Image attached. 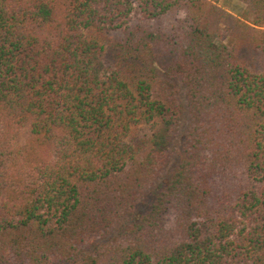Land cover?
<instances>
[{"label":"trees","instance_id":"trees-1","mask_svg":"<svg viewBox=\"0 0 264 264\" xmlns=\"http://www.w3.org/2000/svg\"><path fill=\"white\" fill-rule=\"evenodd\" d=\"M217 1L0 0V264H264V0Z\"/></svg>","mask_w":264,"mask_h":264},{"label":"rangeland","instance_id":"rangeland-1","mask_svg":"<svg viewBox=\"0 0 264 264\" xmlns=\"http://www.w3.org/2000/svg\"><path fill=\"white\" fill-rule=\"evenodd\" d=\"M216 4L220 8L224 9L225 11L235 16H239L242 9L245 6L242 0H218ZM219 26H220L219 34L222 36L223 41L226 43H229L232 40V37L231 35H229L228 31H226V25H224L223 23H220ZM148 131H150L149 127L144 126L143 129L140 130V134L142 132H148Z\"/></svg>","mask_w":264,"mask_h":264}]
</instances>
